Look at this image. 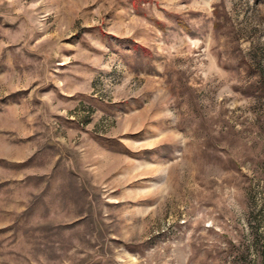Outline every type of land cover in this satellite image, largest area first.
Wrapping results in <instances>:
<instances>
[{
	"label": "rangeland",
	"instance_id": "1",
	"mask_svg": "<svg viewBox=\"0 0 264 264\" xmlns=\"http://www.w3.org/2000/svg\"><path fill=\"white\" fill-rule=\"evenodd\" d=\"M0 264H264V0H0Z\"/></svg>",
	"mask_w": 264,
	"mask_h": 264
}]
</instances>
